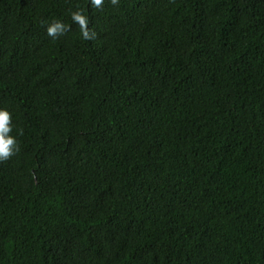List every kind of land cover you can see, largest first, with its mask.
<instances>
[{
    "label": "trees",
    "instance_id": "1",
    "mask_svg": "<svg viewBox=\"0 0 264 264\" xmlns=\"http://www.w3.org/2000/svg\"><path fill=\"white\" fill-rule=\"evenodd\" d=\"M0 109V264H264V0H0Z\"/></svg>",
    "mask_w": 264,
    "mask_h": 264
},
{
    "label": "clouds",
    "instance_id": "2",
    "mask_svg": "<svg viewBox=\"0 0 264 264\" xmlns=\"http://www.w3.org/2000/svg\"><path fill=\"white\" fill-rule=\"evenodd\" d=\"M92 3L96 7H99L103 3V0H92ZM112 3H117V0H112ZM72 19L81 26V34L83 38L86 40L90 39L91 37L87 29V18L80 13H73ZM65 31H67V26L59 21L51 24L47 28V34L53 37H55L58 32L63 34ZM9 121V112L7 110L0 109V160L7 159L14 153V151H18L15 138L8 135V133L11 131Z\"/></svg>",
    "mask_w": 264,
    "mask_h": 264
}]
</instances>
